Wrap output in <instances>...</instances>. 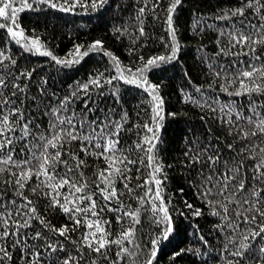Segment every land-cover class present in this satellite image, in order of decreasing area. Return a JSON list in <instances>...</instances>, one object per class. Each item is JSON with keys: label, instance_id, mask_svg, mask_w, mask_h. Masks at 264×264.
<instances>
[{"label": "snow or ice", "instance_id": "obj_1", "mask_svg": "<svg viewBox=\"0 0 264 264\" xmlns=\"http://www.w3.org/2000/svg\"><path fill=\"white\" fill-rule=\"evenodd\" d=\"M0 264H264V0H0Z\"/></svg>", "mask_w": 264, "mask_h": 264}, {"label": "trees", "instance_id": "obj_2", "mask_svg": "<svg viewBox=\"0 0 264 264\" xmlns=\"http://www.w3.org/2000/svg\"><path fill=\"white\" fill-rule=\"evenodd\" d=\"M167 135H176L177 134V126L173 125L168 129Z\"/></svg>", "mask_w": 264, "mask_h": 264}]
</instances>
